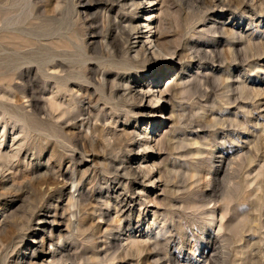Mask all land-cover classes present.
<instances>
[{
	"label": "rangeland",
	"instance_id": "obj_1",
	"mask_svg": "<svg viewBox=\"0 0 264 264\" xmlns=\"http://www.w3.org/2000/svg\"><path fill=\"white\" fill-rule=\"evenodd\" d=\"M87 1L0 0V264H264V0Z\"/></svg>",
	"mask_w": 264,
	"mask_h": 264
},
{
	"label": "bare ground",
	"instance_id": "obj_2",
	"mask_svg": "<svg viewBox=\"0 0 264 264\" xmlns=\"http://www.w3.org/2000/svg\"><path fill=\"white\" fill-rule=\"evenodd\" d=\"M89 1V0H88ZM87 1V2H88ZM103 1V0H102ZM106 0H104L103 2H105ZM108 1V0H107ZM117 1V0H116ZM138 0H118V2H119V5H120V7H122V8H125V7H127L128 5H131L132 7L133 6H136L137 5V2ZM94 2H96V1H94ZM101 2V1H100ZM146 2H148V6L146 5V8L148 9V8H150V7H153V6H155V4H153V3H155L154 2V0H146ZM112 3V2H111ZM87 4V3H86ZM91 4V3H90ZM108 4V3H107ZM138 4H140V2L138 3ZM93 5V4H92ZM102 5V4H101ZM118 6V5H117ZM131 6H130V8H131ZM102 7V6H101ZM105 7V6H104ZM104 7H102L103 9H104ZM119 7V8H120ZM109 9V8H108ZM107 9V10H108ZM115 10V9H114ZM117 10V9H116ZM119 10V9H118ZM118 10H117V13H118ZM86 12V11H85ZM108 12V11H107ZM123 13V12H122ZM145 13V15H144V17L145 18H143V21H144V24H142V23H139V24H134L133 23V21L132 20H130V19H123L122 17H119V23L121 24V26H122V28L124 29V30H122V32L121 33H125V30L128 32V34H129V31H130V35L131 36H134V37H132V38H134V40H133V42L132 43H134V44H132V45H134V46H136V44L138 45V43H139V37L140 36H137L138 35V33H139V31H138V29L139 28H141V25H143V27H146V28H148L149 29V31H150V29H152L153 27H152V25H153V19H154V17H153V12H149V13H146V12H144ZM87 14H88V12H87ZM109 14H110V12H109ZM116 14V13H115ZM124 14V13H123ZM111 15V14H110ZM125 15V14H124ZM106 16H104V18H105ZM114 17V16H113ZM112 17V18H113ZM108 18V17H107ZM111 19V18H110ZM113 20V19H112ZM114 21V20H113ZM106 22H108V19H107V21ZM100 23V22H99ZM103 23V22H102ZM102 23H100V25L102 24ZM109 23V22H108ZM105 25V24H104ZM92 26V25H91ZM96 27V26H95ZM118 28H120V27H118ZM154 28H156V26L154 27ZM45 30V29H44ZM129 30V31H128ZM148 31V30H147ZM111 32V31H110ZM118 32V31H117ZM116 32V33H117ZM162 32V31H161ZM112 33V32H111ZM115 34V33H114ZM158 34V33H157ZM119 35H121V34H119ZM167 35V34H166ZM101 36V35H100ZM103 36V35H102ZM110 36V35H109ZM117 36H118V34H117ZM111 37V36H110ZM161 35H152V36H147V39L146 40H143L142 41V44H140L141 46L139 47V48H137L135 51H134V53H135V56H134V59L135 58H139V57H141L142 58V56L144 55V53H146L147 51H150V49H156L157 48V51H159L160 49H162L164 52H167L166 54L167 55H169L170 57H173V52L171 51V50H169L167 47H165L163 44H162V42L160 41V39H161ZM114 38H115V36H114ZM122 38V37H121ZM125 38V37H124ZM129 38H130V36H129ZM117 39V38H116ZM94 40V39H93ZM122 40V39H121ZM124 40V39H123ZM95 41V40H94ZM127 41H128V39H127ZM141 41V40H140ZM108 42V41H107ZM124 42V41H123ZM100 43H101V41H100ZM109 43V42H108ZM112 43V42H111ZM114 43V42H113ZM126 43V42H125ZM104 46L105 45H108V44H103ZM116 45V44H115ZM112 46V45H111ZM128 46V45H127ZM110 47V46H109ZM112 48V47H111ZM113 48H115V46L113 47ZM112 48V49H113ZM109 49V48H108ZM104 50V49H103ZM127 50V49H126ZM128 51H130V48H129V50ZM152 51V50H151ZM156 51V50H155ZM107 52H109V51H107ZM122 52V51H121ZM131 52H132V50H131ZM110 53V52H109ZM115 53H116V51H115ZM134 53H132L133 55H134ZM151 54V53H150ZM158 53H156L155 55H157ZM128 55V54H127ZM146 55H147V53H146ZM149 56V55H148ZM144 57H145V55H144ZM151 57V56H150ZM129 58V57H128ZM149 58V57H148ZM141 60V59H140ZM130 61V60H129ZM134 61V60H133ZM143 60H141V63H143L142 62ZM135 62V61H134ZM138 62H140V61H138ZM137 63V62H136ZM136 66V65H135ZM104 74V73H103ZM105 74H106V72H105ZM105 76V75H104ZM107 76V75H106ZM106 78V77H105ZM60 79V78H59ZM96 79V78H95ZM94 79V80H95ZM98 79H99V77H98ZM103 79V78H102ZM101 79V80H102ZM93 80V79H92ZM107 80L108 79H106V82H107ZM117 82V81H116ZM97 83H99V82H97ZM115 83V82H114ZM126 84V83H125ZM130 84V83H129ZM117 85V84H116ZM109 86V85H108ZM105 87V86H104ZM149 90H145L144 92L142 91H140V94H141V97L142 98H144L145 96H147L146 94L147 93H151V91L153 90V86L152 85H149ZM154 87H156V86H154ZM103 88V87H102ZM109 88V87H108ZM107 88V89H108ZM155 89V88H154ZM129 90V89H128ZM104 91V90H103ZM105 91H106V88H105ZM108 91H110V90H108ZM107 91V92H108ZM115 91H116V89H115ZM115 91H112V92H114L115 93ZM167 90H164V91H162V90H160V92H159V94H158V96H157V98H158V100H159V102H160V99L161 98H163V92H166ZM128 93V92H127ZM137 93V92H136ZM169 93V92H168ZM121 94V93H120ZM131 94L132 93H130V96H131ZM110 95V94H109ZM112 95V94H111ZM128 95H129V93H128ZM120 96V95H119ZM124 96V95H123ZM127 96V95H126ZM111 98H113V97H111ZM111 98L109 97V99L111 100ZM141 98V99H142ZM132 99H133V97H132ZM129 101H130V99H129ZM143 101H144V99H143ZM116 102V101H115ZM111 103V102H110ZM90 105V104H89ZM156 105V104H155ZM94 107V106H93ZM141 108V107H140ZM144 110V109H143ZM91 112V111H90ZM134 112V111H133ZM139 112V111H138ZM137 112V113H138ZM135 113V112H134ZM83 123V122H82ZM91 139V138H90ZM141 168V167H140ZM146 170V169H145ZM126 171V170H125ZM143 171V170H142ZM151 171V170H150ZM126 173V172H125ZM146 173H148V172H146ZM124 174V173H123ZM149 174H150V172H149ZM148 176V175H147ZM146 177V176H145ZM151 179V178H150ZM5 182V181H4ZM66 182V181H65ZM75 183V182H74ZM53 184V183H52ZM58 184V183H57ZM51 185L49 184V186H47V187H49V188H51L50 187ZM61 186V185H60ZM68 186V185H67ZM75 186V185H74ZM66 187V183H64V185H63V188H65ZM77 187V186H76ZM41 188V187H40ZM43 189V188H42ZM76 189V191H77V189L78 188H75ZM81 194V193H80ZM70 199L71 200H73V205L74 206H77L78 205V201H79V199L75 196V194H74V192L73 193H71L70 194ZM126 200V199H125ZM71 202V201H70ZM30 212V211H29ZM56 214V213H55ZM34 215V214H33ZM39 215V214H38ZM9 216H7V218H8ZM18 217H20V219H19V224H21L22 226H25V222L26 221H21V219H22V217L19 215ZM39 217V216H38ZM41 217V216H40ZM39 217V218H40ZM55 217V216H54ZM6 220V219H5ZM9 220V219H8ZM32 220V219H31ZM38 220V219H37ZM38 221H46L48 224H49V226H52L51 227V232L53 233V225L56 223V221L54 220V221H51V220H49L48 218H41V219H39ZM10 222V221H9ZM11 223V222H10ZM59 223V222H58ZM18 224V222L16 221L14 224H13V226L15 225V226H17V225H19ZM27 224V223H26ZM9 225V223H8V221H5L4 222V225H3V227H2V229L0 230V235H1V240L3 241V242H8L7 240H9L10 239V236L11 235H13L14 234V231H12L13 229H15V228H13V227H9V229L10 228H12V230H10L9 232L11 233V234H7V230H9L8 228H7V226ZM29 225V224H28ZM27 225V226H28ZM9 226H11V225H9ZM29 227V226H28ZM27 227V228H28ZM32 227V226H31ZM6 228H7V230H6ZM41 228V227H40ZM56 228V227H55ZM17 231V230H16ZM19 231V230H18ZM8 232V233H9ZM41 235V234H40ZM52 236V235H51ZM50 236V237H51ZM37 241V240H36ZM38 243H41V244H44L43 246H45V242H46V237L44 236V235H42L40 238L38 237V241H37ZM54 243V242H53ZM51 244V243H50ZM7 246V245H6ZM41 246V245H40ZM45 249V248H44ZM44 249H42L43 251H44ZM69 251V248H68V243H67V241H66V239H63L62 237L60 238V241H59V243H57L55 246H54V248L52 249V250H50V249H47V250H45L44 252H41L39 255H38V257H40V259L42 260L41 262H43V263H48V264H50V263H55V262H57V261H59V260H62L63 259V256H65V255H67L66 254V252H68ZM33 252H34V254H37V253H39L40 252V250H39V246L38 245H36L35 247H33ZM99 257V256H98ZM32 258V257H31ZM30 260H32V259H30ZM28 264V263H27ZM39 264H41V263H39Z\"/></svg>",
	"mask_w": 264,
	"mask_h": 264
}]
</instances>
